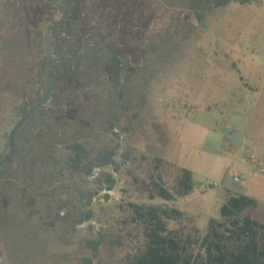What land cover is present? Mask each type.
Listing matches in <instances>:
<instances>
[{
	"label": "rangeland",
	"instance_id": "obj_1",
	"mask_svg": "<svg viewBox=\"0 0 264 264\" xmlns=\"http://www.w3.org/2000/svg\"><path fill=\"white\" fill-rule=\"evenodd\" d=\"M88 1L95 24L77 22L66 45L63 29L54 26L63 18L64 0H50L21 64L0 58V162L10 153L9 134L21 112L58 79L50 103L15 137L17 177L0 179V264H78L92 255L87 241L100 233L122 235L127 244V231H136L131 202L174 207L184 219L170 221L171 230L205 233L220 217V194L243 187L258 201L246 214L264 222V174L251 170L255 163L264 166V0L221 7L208 0H124L136 12L125 32L106 4ZM3 10L0 29L8 33L16 22ZM25 12L30 22L34 10ZM115 50L124 65L119 86ZM7 79L24 96L2 87ZM76 141L86 149V163L115 150L119 172L115 166L94 168L91 175L76 171L69 149ZM157 159L165 163L169 187L177 169L191 170L194 191L174 203L151 200L143 186ZM106 174L116 181L112 190ZM90 210L93 219L75 227L72 221ZM127 251L104 246L93 264H126Z\"/></svg>",
	"mask_w": 264,
	"mask_h": 264
},
{
	"label": "trees",
	"instance_id": "obj_2",
	"mask_svg": "<svg viewBox=\"0 0 264 264\" xmlns=\"http://www.w3.org/2000/svg\"><path fill=\"white\" fill-rule=\"evenodd\" d=\"M114 1L100 0L99 4L101 8L102 4L107 5L106 10L110 12L113 23L118 24L121 22L124 24L121 29L125 32L126 29L128 30L126 21L132 22L135 19V7L129 8L124 0H116L117 5ZM252 1L254 0H208V3L210 6L221 7L232 2L250 3ZM50 5H53L50 0H0V6L4 9L3 13L8 12L12 21L16 22L8 33L0 29V58H8L9 63H14L15 66L21 64V61L24 60V54L26 55L29 52L38 39V25L42 21L39 20V15L44 10H48ZM95 5L96 2L93 6L96 7ZM27 7L34 10L30 22L25 20ZM91 10L93 11L94 8L89 5L88 0H64L63 18L54 25L60 33L63 29L64 33L61 34V38L64 45L70 42L71 34L77 22L85 21L94 26L95 22L88 18ZM130 15L133 18L132 21L127 20ZM64 34H67L65 36L68 37H64ZM90 39L92 38L86 37L89 47L94 48V40L92 43ZM121 53V51L115 50L111 57L115 86H119L123 82L121 77L124 65ZM52 66L54 69L56 68L53 63ZM60 68L63 70L60 79L61 84L64 79V68L63 66ZM130 70L135 69L130 67ZM1 84L2 87L9 89L12 87L13 90L15 88L14 94L18 97L20 94L24 96L23 88L17 86L12 79L2 80ZM43 111L44 108L39 112ZM69 149L74 155L72 158L75 160V170L82 171L85 175H91L94 168L102 166H115L116 171L119 172L120 170L119 164L114 160L115 150H104L97 161L86 163L87 152L82 144L76 141L74 145L69 146ZM20 151L18 147L8 161L0 167V175L2 174L0 179L3 176V178L9 180L17 177L16 169L12 165L14 158ZM164 166V161L157 159L155 171L150 176V182L144 183V190L150 194V199L159 198L165 202L174 203L189 196L196 187L194 173L189 169H177L179 175L174 185L169 187L162 173ZM105 176L106 187L112 190L116 181L112 174H106ZM0 185L3 186V183L0 182ZM92 195L93 193L90 194L89 202ZM220 200L222 201L220 217L209 221L205 233H201L197 229L190 232L183 228L171 230L169 228L170 221L184 219L183 213L174 207L163 205L147 207L131 202L128 205L132 212L130 223L136 225L134 229L136 231H127V237L130 238L129 242L125 244L123 241L125 237L122 235L113 234L106 237L100 233L96 239L87 241V248L92 251V255L84 257L78 264H93L94 258L98 256L100 249L104 246L128 249L127 255L124 257L126 264H264V222L257 221L246 214L249 208L258 206V201L248 195L227 188L224 193L220 194ZM69 217L70 215L67 216V219ZM93 217L94 213L90 210L81 213L72 222L76 227L91 221ZM124 222L125 225H128L127 220Z\"/></svg>",
	"mask_w": 264,
	"mask_h": 264
},
{
	"label": "water",
	"instance_id": "obj_3",
	"mask_svg": "<svg viewBox=\"0 0 264 264\" xmlns=\"http://www.w3.org/2000/svg\"><path fill=\"white\" fill-rule=\"evenodd\" d=\"M58 84V79L51 86L48 93L42 97L41 100L36 101L34 104L30 105L26 112H21L19 122L13 127L9 134L10 141V153L0 162V167H2L8 159L13 155L16 145H15V137L16 134L24 127V125L42 108L46 107L51 100L53 91Z\"/></svg>",
	"mask_w": 264,
	"mask_h": 264
},
{
	"label": "built area",
	"instance_id": "obj_4",
	"mask_svg": "<svg viewBox=\"0 0 264 264\" xmlns=\"http://www.w3.org/2000/svg\"><path fill=\"white\" fill-rule=\"evenodd\" d=\"M251 170L257 171L259 174H264V166H260L259 164L255 163L254 166H251ZM241 170L235 172L234 180L235 182H240L242 179Z\"/></svg>",
	"mask_w": 264,
	"mask_h": 264
},
{
	"label": "crops",
	"instance_id": "obj_5",
	"mask_svg": "<svg viewBox=\"0 0 264 264\" xmlns=\"http://www.w3.org/2000/svg\"><path fill=\"white\" fill-rule=\"evenodd\" d=\"M227 126L229 127V125H227ZM235 191L238 192V193H242V194L247 195L246 192H245L246 190H245V188H243V187H242V188H238V189L235 190Z\"/></svg>",
	"mask_w": 264,
	"mask_h": 264
},
{
	"label": "flooded vegetation",
	"instance_id": "obj_6",
	"mask_svg": "<svg viewBox=\"0 0 264 264\" xmlns=\"http://www.w3.org/2000/svg\"><path fill=\"white\" fill-rule=\"evenodd\" d=\"M53 92H54V91H53ZM43 96H44V95L41 96V99H42ZM41 99H40V100H41ZM44 108H45V107H44ZM40 110H41V109H40ZM40 110H39V111H40ZM39 111H38V112H39ZM38 112H37V113H38ZM37 113H36V114H37ZM36 114H35V115H36ZM35 115H34V116H35ZM24 126H25V125H24ZM16 135H17V134H16Z\"/></svg>",
	"mask_w": 264,
	"mask_h": 264
}]
</instances>
